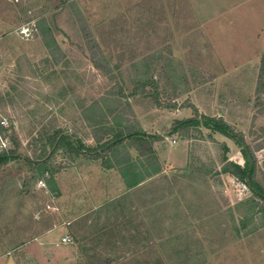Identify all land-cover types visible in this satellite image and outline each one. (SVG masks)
<instances>
[{"label": "rangeland", "instance_id": "374dc122", "mask_svg": "<svg viewBox=\"0 0 264 264\" xmlns=\"http://www.w3.org/2000/svg\"><path fill=\"white\" fill-rule=\"evenodd\" d=\"M42 21L59 53L45 47ZM263 53L264 0H0V121L14 126L22 155L0 170V264H264V212L220 170L244 165L235 141L199 113L190 128L167 123L176 109L192 119L181 109L196 106L260 139ZM120 88L127 98L113 104ZM128 123L206 151L186 169L138 168L144 182L128 190L116 170L87 160L99 153L94 131L111 129L108 142ZM56 131L81 142L79 155L51 157ZM10 147L0 136V151ZM36 158L49 169L36 170Z\"/></svg>", "mask_w": 264, "mask_h": 264}, {"label": "trees", "instance_id": "16d2710c", "mask_svg": "<svg viewBox=\"0 0 264 264\" xmlns=\"http://www.w3.org/2000/svg\"><path fill=\"white\" fill-rule=\"evenodd\" d=\"M45 29V35L43 36L44 45L50 50V54L52 47H55V52H60V50L56 47V43L54 41V36L50 28L46 27L45 21H42ZM83 37L86 39V44L88 45L90 51H92V40L90 38V32L84 27H82ZM91 61L97 70L102 73H107V65L102 62V60L96 58V53L93 51V55H91ZM103 63V64H102ZM136 86H141V88L145 87V84L134 83ZM151 86H154L152 84ZM154 86V92H155ZM154 92L147 93V96H153ZM112 94V92H110ZM255 94L256 95H264V53L260 58V67L258 70L257 83L255 86ZM116 100H110L113 104L120 103L122 99H126L124 91L120 88L117 92L112 94ZM192 109V113L195 114L192 119L184 120L181 123L185 126H196L195 122L196 118H198L197 109L194 106H189ZM259 113H264V109L259 111ZM201 120L205 123V125H210L214 130L224 135L230 136L235 144L240 149V154L243 157L244 165L240 167L239 165L232 162H224L221 166V172L224 174H228L233 178H236L238 181L243 183L255 200L258 201L257 205L261 208V211L264 212V174L261 171L258 160L256 158L255 153H257L260 149L264 147V128H260L259 132L263 139L261 143L255 144L254 146H250L245 142L243 133L236 131L232 126L227 125L223 122L222 119H210L205 116L200 117ZM112 133L111 129H97L94 131V142L97 144V150L99 153L97 154L95 151L94 154L87 158V160H100L102 169L106 171L116 170L119 173L121 178L124 180L126 184V188L131 190L141 183L144 182V179H141L140 174L138 172V168L148 170V177L155 176L162 172V165L156 156V153L152 147L151 142L149 141L147 135L141 129H136L135 125L128 123L123 129H118L117 135L109 140L108 142L104 141V138ZM252 136H255V132H251ZM61 131H56L52 136H46L48 143L47 145L53 148V154L58 151H65L69 153H75L79 155L81 149L84 148L81 142L79 141V147L76 148L74 146V142H72V138L65 136H60ZM4 135L9 140L11 147L8 150L0 151V170L6 167L10 162L18 160L22 157V155L18 152L19 149V139L17 138L14 132V126L9 124L8 126H4V124L0 121V136ZM263 137V138H262ZM41 139H36V143L40 142ZM45 148V146H44ZM66 148H69L66 150ZM134 150L136 152V157L132 158L129 150ZM36 170L39 172H45L49 169L48 160H38L36 158ZM140 171V170H139ZM51 174H54L51 172Z\"/></svg>", "mask_w": 264, "mask_h": 264}, {"label": "crops", "instance_id": "0c3cea01", "mask_svg": "<svg viewBox=\"0 0 264 264\" xmlns=\"http://www.w3.org/2000/svg\"><path fill=\"white\" fill-rule=\"evenodd\" d=\"M194 107L197 109L196 106H194ZM181 110L184 111L183 114L184 113H186V114L190 113V115L192 114V111L189 107H187V109L183 108ZM198 113H199V115H204L205 117H207V114H202L200 112V110H198ZM181 114L182 113L177 109L175 111H173L170 115L167 114V116L169 115V117H170V120L169 121L167 120L168 125H169V123L170 124L173 123V121H181L182 119L185 120V118L187 119V116H181ZM209 114H212L211 117H213V119H222L223 122H225L227 125L235 126L234 124H232L233 122L230 119H227L223 115L216 114L215 111L211 110ZM235 116H238V115H235ZM252 118L254 119V115L252 116ZM200 124H202V123L200 122ZM254 125H255V127H258V128H264V113H262V115H259L257 117L255 114ZM155 126L156 127L154 129L158 128L159 123H156ZM188 127L190 128V126H188ZM206 127H208V126H206ZM237 127L239 128L240 131H242V133L245 134V136H244L245 142L248 145L254 146L255 144H259L260 139H257L256 136H252L251 138L255 137L256 140L253 143H251V139H250V137H248L249 135L245 132L246 130H244L240 125H238ZM255 127L252 128V132L256 131ZM158 133L159 132L156 131L155 134H148V139L151 142L152 147L156 153V156L158 157V159L162 165V171L165 170V168H167V166H169L170 168H173V169H186L187 167H189L190 162L192 161V159H194V157L196 155L198 156V154L200 155V153L202 154V153H205V151H206L205 150L204 152L196 153L198 151V148H196L195 149L196 151H194L189 142L180 141V140L177 141L173 135L174 133H171L172 135H170L169 132H168V134L166 132L163 133V131L161 132V134H158ZM216 134H218V133H216ZM220 134H221L220 137H222V133H220ZM223 136H225V135H223ZM212 139H214L216 142H219V138L217 136H215V134L212 136ZM204 141H206L204 143H209V139L204 138ZM225 145L228 149H230V151L234 150L233 146L236 148L238 147L236 144H233V146H231L229 143H226V142H225ZM201 149H204V148L202 147ZM255 155H256V158L258 160L259 167L264 174V147L262 149H260L257 153H255ZM239 166L243 167L240 164H239Z\"/></svg>", "mask_w": 264, "mask_h": 264}, {"label": "built area", "instance_id": "2783aa9c", "mask_svg": "<svg viewBox=\"0 0 264 264\" xmlns=\"http://www.w3.org/2000/svg\"><path fill=\"white\" fill-rule=\"evenodd\" d=\"M38 184H39V185H42V184H43V181L40 180V181L38 182ZM69 242H71V238L68 237V236H65V237L62 239V243H63V244H67V243H69Z\"/></svg>", "mask_w": 264, "mask_h": 264}]
</instances>
